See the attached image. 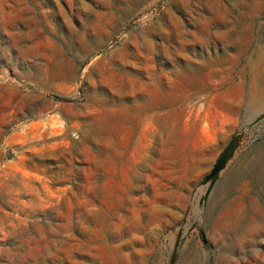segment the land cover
<instances>
[{"label":"rangeland","instance_id":"1","mask_svg":"<svg viewBox=\"0 0 264 264\" xmlns=\"http://www.w3.org/2000/svg\"><path fill=\"white\" fill-rule=\"evenodd\" d=\"M263 90L264 0H0V264H264Z\"/></svg>","mask_w":264,"mask_h":264},{"label":"crops","instance_id":"2","mask_svg":"<svg viewBox=\"0 0 264 264\" xmlns=\"http://www.w3.org/2000/svg\"><path fill=\"white\" fill-rule=\"evenodd\" d=\"M240 51L241 50H239L238 51V54L240 53ZM224 53V52H223ZM223 53H222V55H220L218 58H220V57H224L223 56ZM209 61V60H208ZM208 61H206V62H208ZM252 62V61H251ZM204 63V62H203ZM225 63V60L222 58L221 60H218V61H216V62H214V64L213 65H223ZM207 64H209V62L207 63ZM203 65L204 64H202V66H201V68L203 67ZM211 65V64H210ZM254 65H255V62H254ZM255 70L257 69V68H254ZM257 72V71H256ZM257 76V75H256ZM255 76V78L257 79V77ZM222 81V80H221ZM198 84H196V86H197ZM194 86V85H193ZM254 93H256V92H254ZM254 93H252L251 94V96H250V99H248L249 101H248V104H247V106H248V108L249 109H254L257 105H258V103L256 102V100H257V98H258V96H257V94H256V97L253 99V94ZM259 94L261 95V98H263L264 97V90L262 91V92H260L259 91Z\"/></svg>","mask_w":264,"mask_h":264}]
</instances>
